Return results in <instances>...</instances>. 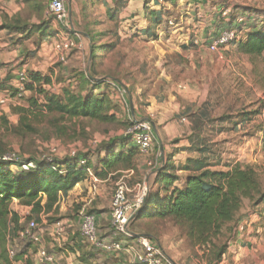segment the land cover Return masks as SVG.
<instances>
[{
	"label": "rangeland",
	"instance_id": "rangeland-1",
	"mask_svg": "<svg viewBox=\"0 0 264 264\" xmlns=\"http://www.w3.org/2000/svg\"><path fill=\"white\" fill-rule=\"evenodd\" d=\"M52 1L0 0V23L6 13L12 15L19 11L23 20L34 25L53 18L55 27L52 26V30L67 33L66 25H58L54 16L48 14ZM138 1L133 9H129L130 13H127L129 17L140 15L141 18L127 20L128 16L125 19L123 10L116 13L117 10L110 9L116 6L112 3L111 7L103 9L100 0H67L66 6L70 4L69 24H72L70 32L75 35L78 48L69 53L63 64L57 60V43L53 40L55 36L51 41L44 42L45 46L39 45L40 50L32 55L31 49L32 46L35 48L36 38L17 46L15 40L19 35L10 37L0 32V79L4 78L9 87L16 85L17 88L20 72L29 69L53 79V85L48 89L50 92L62 95L70 86L79 96H85V84L80 86L76 75L80 70L89 75L92 67L102 79L112 80L120 87L124 83L130 91H134L136 86L141 87L143 107L139 106L138 109L143 117L147 116L144 106L147 105L146 101L152 90L161 92L166 100L160 111L168 119L165 122L175 128L174 121L178 122L176 117H184V123L180 124L184 127L185 134L180 137V133L173 129L169 132L170 136L166 137L160 130L159 136L155 135L153 156L150 159L155 161L160 155V142L164 146H172V141L180 140V146L194 144L201 149L194 157L207 158L212 171L228 172L236 166L254 171L259 182V192H254L253 200H242L235 221L224 227L215 244L230 246L221 264H264V202L259 201L264 193V59L242 55L231 45L220 53L209 50V42L215 40L216 33L239 30L236 23L245 24V21H250L249 29L238 31V36L243 40L248 33L264 30V0H153L154 5L151 0H146L150 1L149 8L145 0ZM151 11L162 15V23L154 30L157 38H148L142 32L150 25L148 22ZM227 11L228 16H225L224 12ZM192 41H198L199 45L194 47ZM91 51L97 52V61L90 59ZM74 76L76 78L69 79ZM101 91H97V94ZM117 93V90L113 93L114 102L119 106L114 109L116 122L71 120L58 114H45V117L37 119L31 116L30 124L35 129L33 132L20 127V114L16 112V108L22 106L28 109L32 98L42 103L44 97L28 92L23 98L16 99L11 94L13 99L0 105V144L9 151L6 157H57L61 160L70 156L72 151H76V154L85 153L90 156L93 174L105 182L108 174L100 173V166L107 156L104 152L98 153L99 146L103 142L127 136L124 121L129 116L132 117L127 99L119 101ZM170 94L171 98L175 96L176 99L170 100ZM3 117L7 118L8 124L3 122ZM16 128L20 131H16ZM169 139L172 141L168 142ZM176 148L172 147L170 150L173 152ZM186 156L180 155L175 162ZM141 158L138 154L133 159L139 171L126 168L122 163L107 169L114 180L103 183L100 188L102 193L96 198L93 197L94 192L91 194L88 191L92 187L88 185V177L85 181L87 188L81 185L83 197L94 200L87 207L88 211L94 212L96 216L101 215L100 235L106 236L108 232L111 234L110 225H106L110 224L107 217L111 211L115 184L124 173L135 172L129 180L130 185L142 181L152 185L153 180L149 182L146 179L150 173L149 168ZM12 169L16 172L21 170L16 167ZM179 175L186 176L181 173ZM14 203L16 204L12 203L10 206L11 211L18 213L20 225L26 227L31 221V210L26 211L27 207L17 201ZM75 206L71 208L66 204L65 210L60 209L55 216L59 221L67 222L65 241H59L55 235V223L52 224L46 215L41 216L39 227L43 235V246L47 252L62 258L58 264H83V254H88L93 249L82 238L81 221L77 218L78 210ZM22 220L24 221L21 223ZM135 225L132 226L133 231L140 235L147 234L144 236L155 240L176 264H209L212 262L213 252L217 251L211 246L193 247L185 229L170 218H145ZM120 241L125 247L127 245L126 249L131 245L135 247L134 250H130V253L123 250L119 256L102 252L99 260L101 264L106 260L107 264H139V249L135 243L131 244L123 239ZM239 242L245 243L242 245L245 247L242 252L238 250ZM5 248L14 249L16 254L22 252L23 256L31 251L28 258L32 259L31 264L34 263L37 248L27 241L16 239L15 243L7 242Z\"/></svg>",
	"mask_w": 264,
	"mask_h": 264
},
{
	"label": "trees",
	"instance_id": "trees-1",
	"mask_svg": "<svg viewBox=\"0 0 264 264\" xmlns=\"http://www.w3.org/2000/svg\"><path fill=\"white\" fill-rule=\"evenodd\" d=\"M149 4L150 1H146L147 8L150 7ZM114 5L116 6L114 8L110 6V9L117 10L116 13H118L126 7L127 3L124 0H119ZM149 16L150 21L148 23L150 25L142 32L148 38H157L154 30L162 23V15L159 12L151 11ZM52 20L53 18L34 25L23 20L19 15L10 20L5 19V22L0 26V31L8 36L19 35L20 37L15 40L16 43H21L23 40H28L39 34V45L50 34L52 35L50 32ZM249 22L245 21V24L244 22L243 24L236 23V28L239 26V32L245 31L250 28ZM67 33L69 37L75 39L73 33L74 36L70 35L71 32ZM218 35L220 33H216L215 37ZM90 39L93 41L92 38ZM231 46L238 49L242 55L264 59V30L248 33L245 40L240 37ZM97 58V52L92 53L91 59L97 61ZM90 68L89 75L84 70H80L76 75L80 86L82 83L85 84L87 89L85 96H79L75 89L70 86L64 90L62 95L50 92L48 89L53 85L52 78L43 76L40 72L27 71L28 82L25 86V92L39 94L44 97V101L40 103L38 99L32 98L28 109L22 106L16 108V112L20 114V127L28 132H33L35 129L30 124V119L32 117L36 119L41 116L45 117V114L46 116L58 114L60 117L71 120L91 119L100 123L116 122L117 115L114 113V109L119 106L115 104L113 99V93L116 92L111 85L113 81L102 79L96 70ZM76 76L69 79H74ZM127 90L129 91V89ZM0 91H9L13 97L17 95V90L14 87H9L5 82L0 84ZM97 91H101V93L97 94ZM134 119L138 120L135 116L133 119L129 116L124 121L126 130L132 126ZM3 122L8 124L6 117H3ZM17 129L16 131H20ZM179 141L175 140L172 143L177 145ZM201 151L193 144L172 153H165L141 209L143 212L140 216L135 217L132 226H136L135 224L145 218L158 220L170 218L185 229L193 247L211 246L216 248L217 251L213 252L212 262L209 264H221L230 246L229 244L217 246L215 240L221 236L224 227L235 221V217L241 209L242 200H253L254 192H259V182L254 171L251 169L243 170L240 166H236L228 172L212 171L206 161L207 158L203 156L202 158L194 157V154ZM103 152L107 158L101 161L102 174H107V169H111L120 163L125 164L126 168L131 167L139 171V167L135 165L133 159L135 155L140 154V149L134 144L130 135L101 143L98 153ZM182 152L190 154L191 157L175 162V157ZM8 153L6 147L0 144V235L2 238L0 264H13L9 258L8 250L5 248L10 239L14 243L16 239H19L35 246L29 239H20V232L25 229V226L20 225L18 213L12 212L10 209L13 201L16 200L24 207L30 208L31 216L29 218L38 224H41L42 214L46 215L52 224L57 223L59 220L55 216L60 212L62 199L86 181L87 171L92 167L90 156L85 153H77L61 160L57 157L40 159L35 156L25 159L18 155L8 159L6 157ZM82 161L85 162L84 165L81 164ZM13 167L20 168V172L14 171ZM180 173L186 176L181 177ZM259 201L264 202V193L261 194ZM75 207H77L76 215H78L82 209V204ZM88 213L93 214L94 212L88 211ZM99 231H101L100 228L98 229L100 242L118 241L109 232L105 236L100 235ZM133 232L138 234V232ZM82 238H84L83 235ZM133 240L125 239L131 244L134 243ZM87 244L93 249L88 254H83L81 262L83 264H101L99 260L104 251L96 245ZM129 246L131 247V245ZM35 247L37 248V246ZM23 254L22 252L17 254L16 261L23 260L27 264H31V260L26 259ZM119 255L121 254L119 253ZM106 262L108 261L106 260ZM106 262L104 264H107Z\"/></svg>",
	"mask_w": 264,
	"mask_h": 264
},
{
	"label": "built area",
	"instance_id": "built-area-1",
	"mask_svg": "<svg viewBox=\"0 0 264 264\" xmlns=\"http://www.w3.org/2000/svg\"><path fill=\"white\" fill-rule=\"evenodd\" d=\"M67 0H53L49 7V14L53 15L58 23L67 25L70 21V14L66 6ZM225 16H228V11L224 12ZM242 22V20H241ZM239 30H227L222 34L215 37V40L209 44V50L213 53H220L222 50L231 45L235 40L239 39ZM78 48L77 41L72 38H62L61 41H57V60L60 63H66V58L69 53ZM28 82V72L23 70L18 77V86L16 99L23 96L25 92V86ZM117 90V99L121 102L125 101L126 95L124 90L117 85L114 81L111 84ZM13 99L12 95H0V105L6 100ZM133 119V116L131 117ZM126 135L132 137L134 144L140 149V155L144 160L145 165L149 168L150 173L154 174L158 169L159 160L156 158L153 161L151 158L153 152V144L155 140V133L153 125L148 120H135L132 126L127 130ZM55 151L53 150V153ZM70 156H74L76 151H72ZM12 159V158H10ZM85 164L84 161L81 162ZM88 185L92 187L88 188L91 194L97 191V187L100 184L99 179L93 174L91 169H88ZM133 172L124 173V176L120 177L115 184L114 194L111 202L110 211V231L112 236L118 240L116 242H100L98 236V222L95 214H89L88 208L84 206L77 217L81 221V233L86 242L91 245H96L104 252L110 254L122 253L123 250L126 253H130V250H134L135 247L126 249L121 239H134L136 247L139 249L138 259L139 264H174L166 251L149 236L135 234L132 230V223L141 211L145 200L150 192V184L146 181L137 182L130 185ZM67 197V196H66ZM64 197L61 201L62 207L64 205ZM61 207V205H60ZM24 220L21 221V223ZM35 220H31L25 229L20 232V239H29L37 247L36 259L33 264H58L59 259L57 255L50 254L43 246V235ZM67 222L59 221L53 225L55 235L60 240H64L67 232ZM9 242H12L11 240ZM9 258L13 264H27L23 260L16 261L17 254L14 249L8 250Z\"/></svg>",
	"mask_w": 264,
	"mask_h": 264
},
{
	"label": "crops",
	"instance_id": "crops-1",
	"mask_svg": "<svg viewBox=\"0 0 264 264\" xmlns=\"http://www.w3.org/2000/svg\"><path fill=\"white\" fill-rule=\"evenodd\" d=\"M101 1V3L103 4V6H102V8L103 9H108V7H110V3H112V5H114L115 3H117L119 0H100ZM126 3H127V5H126V7L123 9V13L125 14V19H126V16H128L129 14L127 13V12H129L130 10H131V8L133 9V7H135L138 3H139V1L138 0H124ZM146 1V0H145ZM151 3L154 5L155 4V1H153V0H151ZM70 6V4H68L67 5V8ZM150 6H151V4H150ZM71 8V7H70ZM130 9V10H129ZM136 9H137V7H136ZM72 11V10H71ZM70 12V11H69ZM46 13H48V12H46ZM130 13V12H129ZM49 14V13H48ZM19 15H21V13L18 11V12H16V13H14V14H8V13H6L5 15H3V21L1 20V23H0V26L5 22V19H8V20H10V19H12V18H14V17H16V16H19ZM123 19H124V17H122ZM139 18H141L140 17V15L139 16H131V17H129L128 16V19L127 20H131V19H136V20H138ZM129 22V21H128ZM69 23H70V21H69ZM67 24L66 25V28H67V32H70V25H72V24ZM58 25H59V23H57ZM52 26H54L55 27V24L52 22L51 23V27H50V32L52 33V35L50 34V36L49 37H47V38H45V40L41 43V44H39L40 46H45V45H43L44 44V42H46V41H51L53 38H54V36L53 35H55V34H57L56 36H55V38L53 39L54 41H56V43H57V41H61V39L62 38H72V39H74L73 37H69V35H68V33H65V32H62V31H60V30H56V32L55 31H53L52 29ZM64 31V30H63ZM1 33L3 32V31H0ZM0 33V34H1ZM4 33V32H3ZM71 35V34H70ZM8 36V35H7ZM13 36H15V35H13ZM11 37V36H10ZM20 37V36H19ZM32 38H36L37 39V43H35L34 45H35V48H34V46H32L33 48L31 49V51L33 52L32 53V55L33 54H35L34 53V51H39L40 50V47H39V45H38V42H39V40H40V35L39 34H36L35 36H33V37H31L30 39H28V40H23L22 42L24 43L25 41H30ZM128 38L129 39H131L130 38V36H128ZM212 38V37H211ZM75 40V39H74ZM16 43L17 44V46H21L23 43ZM211 42H209V44H210ZM54 44V43H53ZM194 44V45H193ZM192 45L195 47L196 45H199V43H198V41H192ZM200 49V48H199ZM41 51H43V50H41ZM189 51V50H188ZM28 55H26V57H27ZM1 58H2V55L0 54V63H2L1 62ZM5 70H7V68L6 67H3ZM4 70V71H5ZM20 70H22V69H20ZM19 70V71H20ZM27 70V69H26ZM2 71H3V69H2ZM28 72H30V71H32V70H27ZM2 77H4V76H2ZM18 79V78H17ZM2 80H3V82L5 81L4 80V78H1L0 79V84L2 83ZM127 86L128 85H126L125 83H124V86H122L121 85V88L124 90V93H125V95H126V99H127V101H128V103H129V109H130V111H131V115L132 116H135L138 120H148V121H150L151 123H152V125H153V129H154V133H155V135L156 136H159V131L161 130L162 131V134H164L166 137H168V135H169V132L170 131H173V129L175 130L176 129V131H177V133H180V137L181 136H184V134H185V129H184V127L183 126H181V122L182 123H184L183 122V117H181V118H179V117H176V120H178V122H176V121H174V126H175V128H171V125H169V124H167L165 121H168V119L166 118V116L164 115V113H161L160 111L163 109L162 108V106L164 105V103L166 102V100H165V98H164V96H163V94H161V92H159V93H156V91L155 90H152V92H151V94L149 95V97H148V99H147V105H145L144 106V110H145V113H146V115L147 116H141V114H140V112H139V109H138V107L139 106H142L143 104H142V101H143V97H142V91H143V89L141 88V87H139V86H136L135 87V90L134 91H128L127 89ZM13 87L15 88L16 87V85L14 86L13 85ZM3 94H7V95H10V92H2V95ZM0 95H1V91H0ZM183 97H185V96H183ZM169 99L171 100H175L176 99V97L175 96H173L172 98H171V94L169 95ZM143 107V106H142ZM164 115V116H163ZM153 119H154V121H153ZM157 119V120H156ZM156 120V121H155ZM179 120H180V122H179ZM191 133H192V131L190 132V134L189 135H191ZM170 136V135H169ZM156 140H157V138H156ZM172 140L171 139H169L168 140V142H171ZM155 142V141H154ZM173 142V141H172ZM171 142V143H172ZM161 144V145H160ZM180 144H181V141H179V144H177V145H172V146H164L163 145V142H160L158 145H159V148H160V155L158 154V156H157V159L159 160V161H161V163H162V161H163V158H164V156H165V153L167 152V153H170V152H172L170 149L172 148V147H177L176 148V150H181V148H183V147H185V148H187V147H190V146H192L191 144H187V145H184V144H182L181 146H180ZM154 151V150H153ZM175 151V150H174ZM173 151V152H174ZM182 154H184V155H187L185 158H187V157H189V155L190 154H188V153H185V152H182V153H180L179 155H177V157H179L180 155H182ZM177 157H175V161H177L176 160V158ZM185 158H182V159H185ZM182 159H180V160H182ZM180 160H178V162L180 161ZM141 161H143V159L141 158ZM143 163H144V161H143ZM142 163V164H143ZM160 165V164H159ZM100 167H102V166H100ZM143 168L145 167L144 165L142 166ZM146 168V167H145ZM102 170H103V168H102ZM102 170H100V173L102 172ZM131 172H133L134 174H135V172L134 171H131ZM157 173V171L155 172V174ZM108 174V176H107V178H106V183H109V182H112V180H114L113 179V175H111V174H109V173H107ZM148 174V173H147ZM155 174H151V173H149L148 175H147V181H149V182H151L152 180L154 181V179H155ZM105 175V174H104ZM102 176V175H101ZM98 179H99V177L98 176H96ZM99 181H100V184L98 185L99 186V190H98V187H97V191H98V193H97V191L95 192V195L93 196L94 198H96V196L98 197L102 192H101V190H100V188H101V185L103 184V183H105V182H103L102 180H100L99 179ZM152 184H153V182H151ZM81 185L85 188H87V184L84 182V183H82V184H80V185H78L73 191H71L68 195H67V197L64 199V205H63V207H60V209H61V211H63V210H65V208H66V204H68V206L69 207H73V206H75V205H79V204H82V208L84 207V206H86V207H88L89 206V204L91 205L92 204V202L94 201H92V200H90L89 199V197H86V198H84L83 197V194L82 193H84L83 192V190H82V188H81ZM100 193V194H99ZM98 194V195H97ZM70 196H72V197H70ZM69 197H70V199H69ZM89 201V202H88ZM14 202H16V200L15 201H13V204H16V203H14ZM18 202V201H17ZM26 209V211L27 210H30V208L28 209V208H25ZM70 209V208H69ZM70 211V210H69ZM97 217V222H98V227L101 229V223H102V218H101V215L99 216V215H97L96 216ZM110 215H108V217H107V221H108V223H110ZM78 220V219H77ZM66 221V220H65ZM70 221V223H72V221L71 220H68V222ZM107 226L109 225V224H106ZM66 234H67V232H66ZM66 238H67V236H65V239H64V241L66 240ZM240 244H239V246H238V250L239 251H243V250H245V247L243 248V246L242 245H244L245 243L244 242H239ZM165 250V249H164ZM249 250V249H248ZM31 251H29V253H30ZM29 253H25V255H24V257L26 258V259H30V258H28L29 257ZM128 253V252H127ZM58 258V257H57ZM170 258V257H169ZM35 259H36V254H35V257H34V261H35ZM59 259V261L62 259V258H58ZM171 259V258H170ZM31 261H32V259H31ZM171 261L174 263V264H176L175 262H174V260L173 259H171Z\"/></svg>",
	"mask_w": 264,
	"mask_h": 264
},
{
	"label": "water",
	"instance_id": "water-1",
	"mask_svg": "<svg viewBox=\"0 0 264 264\" xmlns=\"http://www.w3.org/2000/svg\"><path fill=\"white\" fill-rule=\"evenodd\" d=\"M92 58V51H91V53H90V59ZM142 212H143V210H141L139 213H138V215L140 216L141 214H142Z\"/></svg>",
	"mask_w": 264,
	"mask_h": 264
}]
</instances>
